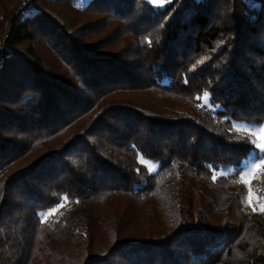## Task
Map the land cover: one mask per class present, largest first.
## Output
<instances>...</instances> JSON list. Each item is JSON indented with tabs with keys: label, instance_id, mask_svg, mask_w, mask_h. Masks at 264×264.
Listing matches in <instances>:
<instances>
[{
	"label": "trees",
	"instance_id": "1",
	"mask_svg": "<svg viewBox=\"0 0 264 264\" xmlns=\"http://www.w3.org/2000/svg\"><path fill=\"white\" fill-rule=\"evenodd\" d=\"M19 2L0 0V34L9 23L0 55V264H264V213L242 211L239 178L254 148L230 122L264 123V0H169L161 8L142 0L136 14L138 0H30L13 17ZM67 10L109 14L145 32L163 22L161 40L142 44L136 62L101 53L97 41L75 43L58 15ZM222 12L229 27L217 24ZM220 38L219 53L197 63ZM139 90L188 95L191 113L164 116L125 102L64 135L100 99ZM204 93L221 109L204 108ZM228 166L232 175L215 176ZM116 199L112 217L96 215ZM62 203L66 217L41 220ZM132 203L156 222L138 239L120 232L128 211L132 222L141 217Z\"/></svg>",
	"mask_w": 264,
	"mask_h": 264
},
{
	"label": "rangeland",
	"instance_id": "2",
	"mask_svg": "<svg viewBox=\"0 0 264 264\" xmlns=\"http://www.w3.org/2000/svg\"><path fill=\"white\" fill-rule=\"evenodd\" d=\"M30 1V0H27ZM26 0H20V2L18 3V5L13 9L14 13H13V17L16 16L17 12L16 10H21L22 8H24L25 6L29 5V2H27ZM139 1V7H137L135 9L134 14H136L137 12H139L141 10V3L142 0H138ZM150 3L153 5L154 8H161L164 6L165 3H167L169 0H167V2H165L163 4V6H158L154 3H152V0H149ZM82 6H84V2L81 3L80 6H78V8H83ZM77 7V6H76ZM12 8V7H10ZM68 11V10H67ZM131 15V18H133V15ZM58 15L62 16L63 18V23L67 25V27L70 28V31H75V35H72L73 38H75V40H77L75 43H77L78 45H83L86 44V46L88 45H93L94 43H97L99 45L97 46H101L103 47L102 49H100L101 53H105V54H110V55H114L117 54L118 52L121 53V55L125 56L128 60H130L131 62H136V53L139 52V50L142 48V44H149L150 42L153 43L160 41L161 40V29L163 26V22L160 25H157V27L153 28L151 32H145L144 29H142L140 26H136L134 24H127L126 21L120 22L118 20H116V18H113L111 15L109 14H102V15H93L90 13H70L68 11V13H60L58 12ZM227 16L226 12H222L219 16H218V21L217 24L221 25V26H226L229 27V20H227ZM128 20V22H130L131 20ZM9 23L4 27L2 33L0 34V41L2 40L3 36L6 34V30L8 28ZM224 40L223 39H219L216 43H214V50L212 51V53H207L204 52V54L198 56L197 58V63H200L202 60L204 59H209V57L214 53L217 54L219 53V49L223 46ZM3 47V41H2V45ZM38 46V45H37ZM84 46V45H83ZM1 47V48H2ZM39 47V46H38ZM139 48V49H138ZM124 51V54H123ZM1 52H3V50L1 49ZM99 52V53H100ZM98 53V54H99ZM221 53V52H220ZM95 55V54H93ZM220 57H223V53L220 54ZM225 62L226 59L221 58L220 63ZM55 68H57V66H55ZM70 84L74 87L79 86L80 82L79 80H76V77L74 76L73 73L70 72ZM125 102H127L128 104L134 105V106H141L144 105L146 106V108L148 109H153L161 114L165 115H170V114H174V113H178L179 114H183V113H191V106H193L192 104H190V98L188 97V95H184V96H177V97H169L166 95H160L157 94L151 90H144V91H133L131 93L129 92H117V93H113L110 94L108 96H106V98L102 101V99L99 100L98 102V107L96 110H92V112L85 114L84 116L80 117L79 119H77L76 121H74L71 125H69L68 129H65L64 131V135H66L67 133L73 131L75 132V129H79V130H85V128L87 126H89L90 124H92L95 119L100 115V113L102 111H104V109L108 108V107H112L115 106L117 104H125ZM201 105L206 108L207 110H209L212 114H214L216 112V110L218 111V109H221L220 104H213L211 102V98L210 95L208 94V96L202 97L201 99ZM227 119V118H226ZM231 122V131L232 133L240 140H244L246 143H250L254 149L251 151V153L249 154L248 158L245 159V161L241 164V170H240V176L244 174V170L249 169L251 165H253L254 163H259L258 158H257V153H258V149H255L254 144L252 143V141H256L259 142L260 141V137L259 136H253L252 132L256 131L259 132L261 127H264V123L260 126L257 125H252V123H248L245 121H230ZM141 159L142 156L138 157L137 161L138 164L140 166H144L148 173L150 174H154L157 173L158 171V164L153 163V162H149L147 161L144 164H141ZM145 160V159H144ZM150 165L154 168V170H150ZM263 168L260 169L256 175L254 177H252L250 179V183L249 184H244V189H245V196L243 197V201H242V211L245 213H251V214H256V215H261V212L259 211L258 208V201L260 199H264V195H259L257 189L259 188L260 185V177L261 174H264ZM235 172V168L228 166V167H222L219 169V171L217 173H215V176H229L232 175V173ZM240 178V177H239ZM249 189H251V196L252 199L255 203H257V211L253 212L252 208L249 206L248 204V197H249ZM261 197V198H260ZM105 202V201H104ZM101 202V203H104ZM115 202H120L117 199L116 200H111L106 207H104L103 209L96 208L95 209V213L96 215L100 216L102 218L103 214L105 217L110 218L113 216V214H111L110 212V205L115 203ZM134 204L132 207L130 206V209L134 212V214H137L139 216H141L140 218H138V220H135L132 222V215L131 213L128 211V215L130 218V223H128V225L125 227V229L121 230L125 231L124 234L127 235L128 238L130 239H138L141 237V235H143V233H145L149 228H151L153 225L156 224V222H150L149 220L144 218V214H145V210L146 208H141L142 204L139 203H132ZM63 206V207H62ZM141 206V207H140ZM60 207H62L60 209ZM69 209V207L65 206L64 203H62L61 205H59L58 207L54 208L53 210L44 212V213H40V218L41 220L45 221V220H49L50 218L52 219V222L56 221L57 218H62V217H66V213ZM242 212V213H243ZM243 213V214H244ZM118 215L121 214V211H117ZM151 217H154V213L151 212ZM52 216H57V217H52ZM147 217V216H146ZM151 218V219H152ZM150 219V218H149ZM109 222V221H108ZM261 242L264 241V237H260ZM260 241V240H259ZM244 259V258H243ZM241 261V260H240ZM243 264H245V261H241Z\"/></svg>",
	"mask_w": 264,
	"mask_h": 264
},
{
	"label": "snow or ice",
	"instance_id": "3",
	"mask_svg": "<svg viewBox=\"0 0 264 264\" xmlns=\"http://www.w3.org/2000/svg\"><path fill=\"white\" fill-rule=\"evenodd\" d=\"M167 2V0H152V3L158 5V6H163V4ZM208 96V93H204V97L206 98ZM253 136H259L260 141H252V143L255 146V149H258L257 153V158L259 163H254L253 165L250 166L249 169L244 170V174L240 176V182L244 184H249L250 179L256 175V173L264 168V127H261L259 132L253 131L252 132ZM141 164L146 163L147 161L144 159H141ZM150 170H154V168L150 165ZM215 179V177H214ZM251 189H249V197H248V204L252 208V211L255 212L257 211V203H255L252 199L251 196ZM258 208L261 213H264V199H260L258 201Z\"/></svg>",
	"mask_w": 264,
	"mask_h": 264
},
{
	"label": "built area",
	"instance_id": "4",
	"mask_svg": "<svg viewBox=\"0 0 264 264\" xmlns=\"http://www.w3.org/2000/svg\"><path fill=\"white\" fill-rule=\"evenodd\" d=\"M3 39H4V37H3L2 40L0 41V55H1V49H2V48H1L2 46H1V45H2V41H3ZM0 61H1V60H0Z\"/></svg>",
	"mask_w": 264,
	"mask_h": 264
}]
</instances>
